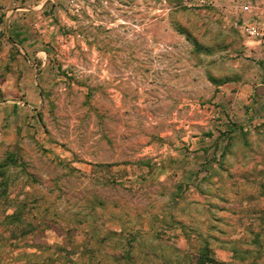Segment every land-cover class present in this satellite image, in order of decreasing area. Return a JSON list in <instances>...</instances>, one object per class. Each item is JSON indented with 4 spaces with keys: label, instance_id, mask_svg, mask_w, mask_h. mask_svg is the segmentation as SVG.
<instances>
[{
    "label": "rangeland",
    "instance_id": "obj_1",
    "mask_svg": "<svg viewBox=\"0 0 264 264\" xmlns=\"http://www.w3.org/2000/svg\"><path fill=\"white\" fill-rule=\"evenodd\" d=\"M247 21L264 0H0V264H264Z\"/></svg>",
    "mask_w": 264,
    "mask_h": 264
},
{
    "label": "built area",
    "instance_id": "obj_2",
    "mask_svg": "<svg viewBox=\"0 0 264 264\" xmlns=\"http://www.w3.org/2000/svg\"><path fill=\"white\" fill-rule=\"evenodd\" d=\"M264 24H256L254 21L244 22L242 25V31L248 37H253L261 40V45L264 48Z\"/></svg>",
    "mask_w": 264,
    "mask_h": 264
},
{
    "label": "trees",
    "instance_id": "obj_3",
    "mask_svg": "<svg viewBox=\"0 0 264 264\" xmlns=\"http://www.w3.org/2000/svg\"><path fill=\"white\" fill-rule=\"evenodd\" d=\"M9 217H13V216H15V213H13V214H11V215H8ZM119 264V263H118ZM123 264H132V263H130V262H124Z\"/></svg>",
    "mask_w": 264,
    "mask_h": 264
}]
</instances>
